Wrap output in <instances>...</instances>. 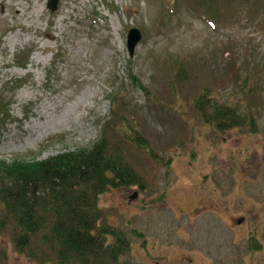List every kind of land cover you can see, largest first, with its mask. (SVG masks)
Listing matches in <instances>:
<instances>
[{
    "label": "rangeland",
    "instance_id": "374dc122",
    "mask_svg": "<svg viewBox=\"0 0 264 264\" xmlns=\"http://www.w3.org/2000/svg\"><path fill=\"white\" fill-rule=\"evenodd\" d=\"M47 3L0 0V162L103 138L138 182L99 197L120 264H264V0Z\"/></svg>",
    "mask_w": 264,
    "mask_h": 264
},
{
    "label": "trees",
    "instance_id": "16d2710c",
    "mask_svg": "<svg viewBox=\"0 0 264 264\" xmlns=\"http://www.w3.org/2000/svg\"><path fill=\"white\" fill-rule=\"evenodd\" d=\"M204 97L196 102L202 113ZM215 113L218 128L231 117L227 108ZM129 139L148 147L138 133ZM137 184L122 159L107 152L103 138L88 150L46 160L1 161L0 231L36 264H120L130 244L121 232L99 224V197L109 188ZM256 243L252 238L250 248Z\"/></svg>",
    "mask_w": 264,
    "mask_h": 264
},
{
    "label": "water",
    "instance_id": "95a60500",
    "mask_svg": "<svg viewBox=\"0 0 264 264\" xmlns=\"http://www.w3.org/2000/svg\"><path fill=\"white\" fill-rule=\"evenodd\" d=\"M58 0H48L47 8L54 12L57 9ZM140 33L136 28H130L127 33V49L129 53H132V50L135 44L140 40Z\"/></svg>",
    "mask_w": 264,
    "mask_h": 264
}]
</instances>
